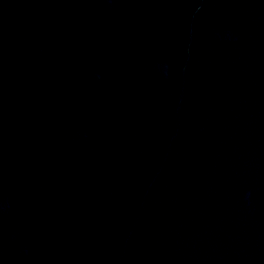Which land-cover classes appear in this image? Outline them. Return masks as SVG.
Wrapping results in <instances>:
<instances>
[{"label":"water","instance_id":"water-1","mask_svg":"<svg viewBox=\"0 0 264 264\" xmlns=\"http://www.w3.org/2000/svg\"><path fill=\"white\" fill-rule=\"evenodd\" d=\"M0 264H264V0H0Z\"/></svg>","mask_w":264,"mask_h":264}]
</instances>
